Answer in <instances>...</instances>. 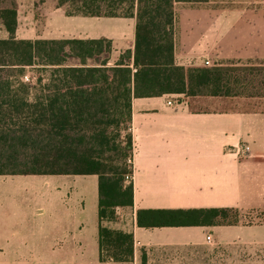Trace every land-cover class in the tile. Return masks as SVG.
Wrapping results in <instances>:
<instances>
[{"label": "crops", "instance_id": "obj_1", "mask_svg": "<svg viewBox=\"0 0 264 264\" xmlns=\"http://www.w3.org/2000/svg\"><path fill=\"white\" fill-rule=\"evenodd\" d=\"M17 2V40L106 39L113 48L110 66L125 52L134 51L135 18L70 15L58 0ZM0 39H9L3 29ZM202 58L218 64L264 61V0H234L232 14L182 18L176 63L199 66ZM71 62L69 66H80L77 60ZM182 97L133 101L134 205L118 208L116 221L105 224L134 237L133 260L124 264H264V225L147 229L137 224L140 210H264V111L227 110L213 99L192 108L189 99ZM242 145L250 148L248 156L240 154ZM47 177H60V183L61 178H73L62 195L66 205L62 214L67 217L54 227L59 235L49 242L48 226L25 228L30 233L23 237L29 249L22 252L16 243L21 231L15 226L2 234L0 223V264L20 263L18 257L42 264H116L100 260L98 177ZM60 189L61 184L56 191ZM57 238H63L60 248H49L52 242L58 243ZM70 244L73 248L64 250Z\"/></svg>", "mask_w": 264, "mask_h": 264}, {"label": "trees", "instance_id": "obj_2", "mask_svg": "<svg viewBox=\"0 0 264 264\" xmlns=\"http://www.w3.org/2000/svg\"><path fill=\"white\" fill-rule=\"evenodd\" d=\"M70 15L136 19L134 51L110 66L112 42L21 41L17 0H0V176H97L100 260L130 263L134 237L106 227L134 205V99L184 95L227 110L264 111V61L213 67L176 63V5L209 0H58ZM77 60L80 66H69ZM27 68L47 77L29 99ZM122 132H126L122 141ZM255 210H253L254 212ZM237 208L140 210V228L238 226ZM260 219L264 225V212ZM242 226H253L242 225Z\"/></svg>", "mask_w": 264, "mask_h": 264}, {"label": "rangeland", "instance_id": "obj_3", "mask_svg": "<svg viewBox=\"0 0 264 264\" xmlns=\"http://www.w3.org/2000/svg\"><path fill=\"white\" fill-rule=\"evenodd\" d=\"M233 5L234 0H209L207 3L203 4H177V35L179 31V22L182 18L185 19L190 15L232 14ZM204 60H207V58H202L198 65L203 67H213L218 65L217 62L211 59V64L206 66ZM224 62L227 61H221L219 64ZM71 63L72 62L70 61L69 64ZM242 63L244 64L246 62ZM46 77L47 76L40 72L37 68H27L24 76H20L14 80L31 85L29 99L33 100L35 95L38 94L43 86L40 85V82L43 80L45 82ZM184 99L187 98L182 97L180 100ZM170 100L172 101V97H170ZM173 100L175 101L177 99ZM125 137L126 132H122L120 140L124 141ZM61 179H63L61 183L60 177L47 176L4 177L3 179H0V223L2 227V234L8 231L9 228H15V226L18 231H21V236L18 235L16 239L18 251L23 252L26 249H29V244L23 237L29 236L30 233H25V228H30L31 226L32 228H40L44 225L48 226L51 229V239L48 237L49 242L50 240H56L55 237L59 235L54 227L61 222L62 218L67 217L62 214V210L66 209V205L62 201V195L67 192L65 187L73 184V178L71 177ZM59 184H61V189L60 191H56V187ZM261 186L264 189V181L261 183ZM263 212L264 210L262 209L255 210L254 212L253 210L241 211L240 223L242 225H249L252 223L253 225L261 224L263 221L260 219V216ZM71 236L72 232L70 235V242ZM37 237V240L39 238L42 239L39 236ZM57 239L58 243L52 242L53 244H50L49 248H60L59 243L60 241L62 242L61 239L63 238ZM65 245L64 250L73 248L72 244H70V246ZM22 259L24 262H22ZM17 260L20 263L15 264H42L36 263V261L32 260L30 257H18Z\"/></svg>", "mask_w": 264, "mask_h": 264}, {"label": "built area", "instance_id": "obj_4", "mask_svg": "<svg viewBox=\"0 0 264 264\" xmlns=\"http://www.w3.org/2000/svg\"><path fill=\"white\" fill-rule=\"evenodd\" d=\"M211 62L209 60L205 61V65L209 66ZM171 105V103H169ZM239 152L242 156H248L250 154V148L246 145H242L239 149ZM208 242L211 243V238L208 237Z\"/></svg>", "mask_w": 264, "mask_h": 264}]
</instances>
